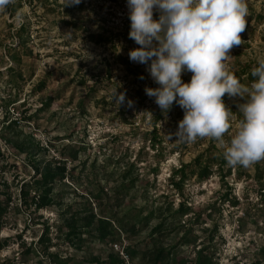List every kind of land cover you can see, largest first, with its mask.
<instances>
[{"label": "rangeland", "instance_id": "rangeland-1", "mask_svg": "<svg viewBox=\"0 0 264 264\" xmlns=\"http://www.w3.org/2000/svg\"><path fill=\"white\" fill-rule=\"evenodd\" d=\"M246 2L229 66L250 85L247 64L264 59V0ZM66 3L15 0L0 12V264H154L161 247L177 264H195L199 247L211 264H264V161L230 167L214 140L170 139L184 110L165 114L146 95L159 85L129 58L140 46L129 38L127 0ZM116 91L126 93L120 106ZM224 100L233 112L245 102ZM36 166L58 172L40 207ZM183 201L185 214L176 211Z\"/></svg>", "mask_w": 264, "mask_h": 264}, {"label": "clouds", "instance_id": "clouds-1", "mask_svg": "<svg viewBox=\"0 0 264 264\" xmlns=\"http://www.w3.org/2000/svg\"><path fill=\"white\" fill-rule=\"evenodd\" d=\"M80 2L67 0L66 5ZM14 3L0 0V12ZM127 7L129 38L140 46L129 52V58L148 65L159 85L146 87V95L154 97L165 114L174 104L184 110L178 130L169 138L174 135L181 143L214 140L230 167L248 168L264 161V59L252 68L255 79L250 85L242 83L229 66L230 52L242 43L246 29V0H127ZM15 22H24L21 12ZM185 71L192 73L190 82L182 79ZM125 95L114 94L119 106ZM225 95L245 101L238 112L226 105ZM128 104L131 107L133 101ZM233 126L235 131L230 132Z\"/></svg>", "mask_w": 264, "mask_h": 264}, {"label": "trees", "instance_id": "trees-1", "mask_svg": "<svg viewBox=\"0 0 264 264\" xmlns=\"http://www.w3.org/2000/svg\"><path fill=\"white\" fill-rule=\"evenodd\" d=\"M159 12H155L154 13V18L155 19H159ZM91 38L93 39H99L100 37H102V34L100 33H91L90 34ZM247 68H245L244 72H247L248 73V76L251 80H254L255 78L252 77L251 75V70L253 67L257 66V64L255 66H253L252 68L250 64H247ZM197 161V162H196ZM195 162L200 165L199 166V169H198V173L200 176L202 177H206L209 175L210 173V167H209V164H205V165H201V162H200V157H198ZM190 164L188 163H183L180 167H178L176 170H175V173L174 175L172 176V180L175 181L177 183V185H180V182L176 181L175 178L176 176L178 175V173L180 174L179 175V178H184L186 175H187V166H189ZM35 171L37 172V175L40 174V178H35V181L36 182H43L45 184V188L44 190H42L41 192L38 193V198H37V206H45L47 205L50 200H51V187L48 185L49 182L53 181V179L55 178V176L57 175L58 172L56 171H53V170H41L39 166H36L35 167ZM264 173V172H263ZM36 175V176H37ZM262 175V174H261ZM264 175V174H263ZM24 183L26 184H29V182L25 181ZM24 183L21 185V193L22 195L26 196V194L28 193L25 189H24ZM7 209V204H3L2 201H0V230L2 228V219H3V215L5 214L4 212L6 211ZM190 209V206L187 205L184 201L181 202L178 206V208L176 209V211L178 213H181V214H185L189 211ZM98 220L100 222H103L105 221V218L103 217H99ZM94 221V219L90 222L92 223ZM98 227L100 228L101 224L98 223ZM186 241H188L186 239ZM0 245H2V243L0 242ZM166 253V250L164 247H161L157 250V252L155 253L154 255V264H177L178 262V257L176 254H173L171 257H170V253L168 252L167 254ZM170 257V258H169ZM166 258H169L165 261ZM212 263V259L209 255L207 254H204V248L203 247H199L198 250H197V257H196V260H195V264H211Z\"/></svg>", "mask_w": 264, "mask_h": 264}]
</instances>
